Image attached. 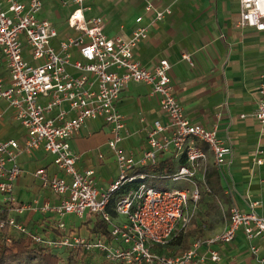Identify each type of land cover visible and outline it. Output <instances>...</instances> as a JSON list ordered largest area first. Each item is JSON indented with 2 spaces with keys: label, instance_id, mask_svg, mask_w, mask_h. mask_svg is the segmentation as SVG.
Segmentation results:
<instances>
[{
  "label": "built area",
  "instance_id": "2783aa9c",
  "mask_svg": "<svg viewBox=\"0 0 264 264\" xmlns=\"http://www.w3.org/2000/svg\"><path fill=\"white\" fill-rule=\"evenodd\" d=\"M87 1L69 0L73 10L67 25L75 35L59 39L54 47L51 42L58 39L56 30L48 20L38 18L41 0H0V69L8 75L7 81L0 76V101L12 110L14 119L25 131L22 143L0 140V195L10 215L8 225L35 244L53 250L81 246L99 252L110 263L122 264H219L221 256L213 247L230 244L239 230L248 242L264 239V218L255 212L257 204L253 203L248 211L232 206L226 227L219 235L197 240L189 251L177 256L161 253L172 235L187 226V208L200 197L195 182L199 186L205 184L207 152L221 176L232 152L231 145L217 137L216 128L185 118L174 96L167 60H159L153 68L146 69L135 59L134 50L146 40L149 27L168 16L170 9L155 11L150 1L143 0L144 12L152 13L151 20L143 23L142 17L136 18V27L128 38L108 37L103 32L102 18H85ZM237 1L236 26L264 32V0ZM74 53L80 59H75ZM182 58L190 63L189 55ZM132 83L149 88L168 120L166 125L153 123L146 134V148L139 157L119 147L131 134L117 104L121 92ZM254 117L264 138V61ZM93 119H101L110 130L106 147L115 158L117 176L106 190L97 187L93 169H78V158L70 144L84 123ZM197 142L205 145L207 152L197 147ZM38 151L50 156L58 171L49 176L44 169H38L32 175L42 188L58 198L54 204L20 203L14 195L15 182L25 173L19 158ZM170 151L176 159L184 156L185 165L170 174L169 179L194 184L192 190H158L140 182L117 202V218L112 219L106 211L110 194L133 183L138 178L134 176L136 168L154 165L159 155ZM255 154L256 164L262 165L264 151ZM36 210L59 221L66 215L80 220L98 217L107 224L116 244H106L102 238L87 242L77 235L52 240L31 234L16 218ZM58 226L65 229L62 221ZM249 250L259 264L264 263L256 246L251 245Z\"/></svg>",
  "mask_w": 264,
  "mask_h": 264
},
{
  "label": "crops",
  "instance_id": "0c3cea01",
  "mask_svg": "<svg viewBox=\"0 0 264 264\" xmlns=\"http://www.w3.org/2000/svg\"><path fill=\"white\" fill-rule=\"evenodd\" d=\"M41 1L38 18L48 20L56 30L58 39L51 44L57 47L59 39L75 35L67 25L73 7L69 0ZM148 1L155 11L169 8L170 14L149 27L146 40L134 50L135 59L146 69L153 68L159 60H167L171 66L174 96L182 106L185 118L191 123L216 128L217 137L229 143L232 149L219 175L222 192L218 195V210L209 218L206 239L223 232L232 206L248 211L250 204L256 203L255 212L264 218V163L257 165L255 154L258 150L264 151V138L254 117L264 61V32L236 26L237 0ZM144 5L143 0H88L84 15L87 19L102 18L106 36L128 38L136 27V18L142 17L143 23L152 18V13L144 12ZM184 55H189L190 63L183 60ZM74 58L80 59L76 53ZM0 76L8 80L2 69ZM41 101L44 103L45 99ZM117 106L131 134L119 147L139 157L146 148V134L153 123L158 121L166 125L167 117L144 84H129L121 92ZM0 115V140L22 143L25 131L2 101ZM110 137L109 127L101 119H93L86 121L81 132L70 142L78 158V169H93L97 187L101 190H106L117 176L115 158L106 147ZM203 147L207 152L206 146ZM207 155V164L213 165L211 154L207 152ZM177 160L170 151L159 155L156 163L163 166L175 164ZM19 164L25 173L14 185L18 201L26 204L36 201L38 206L46 201L56 203L58 198L42 188L39 180L32 176L38 169H44L49 176L56 174L58 171L52 158L38 151L22 155ZM176 168L177 164L173 173ZM43 217L38 210L27 211L17 216V220L34 230L42 228L35 222ZM39 223L43 224L41 220ZM251 245L256 246L259 255L264 257V239L248 242L241 230L230 244H218L213 249L221 256L219 264H259L249 250ZM204 250L202 247L201 251Z\"/></svg>",
  "mask_w": 264,
  "mask_h": 264
},
{
  "label": "trees",
  "instance_id": "16d2710c",
  "mask_svg": "<svg viewBox=\"0 0 264 264\" xmlns=\"http://www.w3.org/2000/svg\"><path fill=\"white\" fill-rule=\"evenodd\" d=\"M196 145L202 149L204 148L202 144ZM161 163L163 164V162ZM175 164H177L176 169L185 165L184 156L178 158ZM175 164L171 162L158 166L156 163L137 168L134 176L138 178L133 183L124 184L110 194L106 211L112 219L116 220L117 218L115 213L117 202L130 190L136 189L140 182L145 183L148 178L168 179L174 171ZM145 175L147 176L145 177ZM199 188L202 190L200 202L204 204V207L201 206L202 209H200L203 217H199V214L198 218H193V213L191 212L187 226L172 235L167 244L161 248L162 254L167 256L180 255L189 251L197 240L206 239L207 226L205 223H208L209 227V218L218 210V195L222 192L220 176L213 165H206L205 184ZM43 216V218L39 219L43 224H38L39 220L35 222L37 227H42L40 229L35 228L33 230L31 227L22 224L31 234L40 235L45 239L59 240L62 237L77 235L86 238L87 242L102 238L106 244H116L110 235L107 224L98 217H95L91 227L85 228V233H80L79 230H81L82 225L91 222L92 217L81 222L77 227L70 225L68 229L64 227L65 229L62 230L58 226L61 220L59 221L50 215ZM9 218L10 215L6 210V204L0 203V264H122L120 262L110 263L99 252L88 251L81 246L74 249L53 250L49 247L35 244L29 237L17 233L11 228L8 225Z\"/></svg>",
  "mask_w": 264,
  "mask_h": 264
},
{
  "label": "rangeland",
  "instance_id": "374dc122",
  "mask_svg": "<svg viewBox=\"0 0 264 264\" xmlns=\"http://www.w3.org/2000/svg\"><path fill=\"white\" fill-rule=\"evenodd\" d=\"M146 187L148 188H154V189H158V190H171V189H185V190H192V187L194 186V184H191L189 182L183 181V180H179V181H172L171 179H160V178H148L146 180ZM195 184H197V187H200L199 184L197 182H195ZM202 190L199 188V194L201 196ZM3 202V196L0 195V203ZM201 206L204 207V204L200 202V197L197 200V202L194 203H190L188 208H187V213L190 216L191 212L193 213V218H198L199 217H203L202 212L200 213V209ZM95 220V217L93 216L91 218V222H89L88 224H84L82 225L81 230H79L80 233H85V228L86 227H91L93 224V221ZM61 221H63V223L65 224V227L68 229L70 225H74L75 227H77L81 222L86 221V219L84 218L83 220L78 219L76 216L74 215H66L64 218L61 219ZM207 226L206 231L209 229L208 227V223H205Z\"/></svg>",
  "mask_w": 264,
  "mask_h": 264
}]
</instances>
